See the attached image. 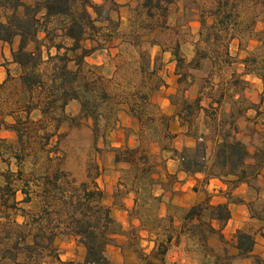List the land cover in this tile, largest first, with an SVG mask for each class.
I'll return each instance as SVG.
<instances>
[{"label":"trees","instance_id":"16d2710c","mask_svg":"<svg viewBox=\"0 0 264 264\" xmlns=\"http://www.w3.org/2000/svg\"><path fill=\"white\" fill-rule=\"evenodd\" d=\"M173 2L143 0L132 12L136 18L141 16L152 20L166 16ZM121 7L117 0H34L30 3L25 0H0V44L10 47L11 63L22 70L24 88L30 93L35 90L42 93V102L28 104L26 113L32 109L39 110L43 117L55 123V134L63 125L77 128L84 120L97 125L103 106L110 101L117 104H110L109 113L114 111V106L128 103L129 115L145 127L144 116L152 105L151 96L165 85L163 78H155L156 70H150L149 52L142 50L139 53L141 81L134 92L111 91V79L98 74V66L87 63L88 58L119 35L120 20L114 14L119 15ZM254 8H259L264 14V0H213L209 8L199 13L202 24L200 40L208 46L225 43L221 52L224 62L230 55V43L237 40L239 49L248 51L241 60L246 71L259 77L264 85V30L256 29L257 13L246 16ZM134 17L129 31L132 40H125L128 39L125 36L121 44L140 48L141 32L152 27ZM40 34H44L43 38H40ZM250 41L257 43L253 50H248ZM152 44L161 46L158 42ZM31 45H34L33 49H30ZM172 51L176 62H181L178 42ZM199 53L202 59H210L207 49ZM42 65H47L49 72L41 71ZM7 74L9 77V70ZM178 77V83L184 86L187 74H178ZM248 84L234 77L228 88L210 105L216 106L215 112L220 110L230 90L240 95ZM3 85L0 84V88ZM176 95L170 98L177 107L176 116L186 128V135L194 139L195 144L182 149L171 147L168 151L180 162L181 171L188 175L203 174L205 182L219 179L231 191L245 185L252 192L249 198L234 196L232 192L228 197L232 202L247 207L250 218L262 224L259 233L264 237V141L252 151L239 138L236 123V119L248 109H257L258 116H264V112L258 109V105L250 103L237 110H225L219 118L215 114L217 125L210 145L207 134L201 133L195 126V114L205 111L201 96L190 99L183 95L181 104H178L174 100ZM244 99L239 96L236 102L246 101ZM72 101L79 103L78 116L67 114L66 107ZM161 116L166 123L165 135L174 137L169 129L170 118L165 114ZM154 120L151 116L147 121ZM7 129L15 131L20 144H23V133L17 121ZM65 135L61 134L62 137ZM0 141L5 140L0 138ZM14 157L17 161L22 159L19 152ZM115 161L128 163V169L133 173L129 193L133 192L135 199L134 206L128 212L136 214L141 229L149 235L154 231L158 233L153 240V250L145 254L146 264H179L168 258L175 237V215L169 210L166 215L160 212L164 194L157 195L153 187L159 185L166 192L165 184L154 176L148 152L139 141L136 147L116 148ZM23 173L21 168L17 172L2 173L5 183L0 185V215L7 220L9 213H16L24 220L22 223L14 222L16 240L11 247L0 248V261H10L11 264H46L47 260L55 264H118L108 257V247L116 241V236H126L128 243L132 239L128 238V230L113 217L111 208L104 203V191L99 187L97 177L88 176V180L78 183L67 171L59 168L52 173L34 176L33 180H25ZM261 179L263 182L259 183ZM15 183H18V188H14ZM32 183H36L37 195L41 200L37 211H28L20 206V202L32 201ZM122 184L123 187L127 185L123 181ZM197 188L195 186L194 190L197 191ZM19 192L24 196L21 201H18ZM152 203L157 205L153 230L145 225V220L139 215L143 206L151 207ZM231 218L229 203L212 204L206 198L183 210L182 232L192 233L202 242H206L211 235H217L223 241V229ZM214 222L218 223V227L214 226ZM59 234L75 237L85 249L84 257L63 261L55 245ZM163 234L164 238H161ZM7 235L5 239L8 240L10 234ZM235 239L237 254H226L228 260H250V264H264V257L256 253V233L238 230Z\"/></svg>","mask_w":264,"mask_h":264},{"label":"rangeland","instance_id":"374dc122","mask_svg":"<svg viewBox=\"0 0 264 264\" xmlns=\"http://www.w3.org/2000/svg\"><path fill=\"white\" fill-rule=\"evenodd\" d=\"M25 1L30 3L34 0ZM142 1L129 0L120 8L119 15L114 14V17L120 20L119 35L105 45L103 49L98 50L93 56L88 58L87 63L92 66H98V74L111 79V91L117 93L134 92V90L139 88L141 81L138 71L140 66L139 53L142 50L149 52L151 57L150 70L155 69L157 72L155 78H163L165 85L151 96L152 105L144 116V128L136 118L129 115L128 103L114 106V111L109 113V106H112L110 104H117L114 101H110L108 105L103 106L102 117L99 118L97 125H94L92 121L84 120L82 125L77 128H70L67 124L63 125L59 132L55 134V123L43 117L39 110L32 109L30 113H26L28 104L32 103L34 105L37 102H42V93L40 90L30 93L24 88L21 82L22 70L18 66L12 65L13 63L8 61L9 59L6 56L5 48L11 58L10 47L0 44V64L10 72V76L7 77L4 85L0 88V138L5 140L4 142L0 141V185L5 183V179L2 176L3 172H17L20 168L24 172L23 178L25 180H33L32 177L34 176L52 173L59 168L67 171L78 183L88 180V176L97 177L99 187V182H103L105 185L113 181L116 182L112 195L107 193L108 196L106 197H112L113 205L119 213L127 212L128 218L123 223L119 221V219L121 220V215L111 210L113 217L128 230V236H130L128 238H131L132 241L128 243L126 236L119 235L116 236V241L110 246L112 253L121 248V253L126 256L128 264H146L145 254L151 253L150 247L152 245L155 246L153 240H155L154 238L158 233L154 231L153 234L149 235L147 231L141 229V224L136 219V214L128 212L134 204L131 208H128L125 200L130 197L133 198V201L135 199V194L133 192L129 193L132 189L133 173L128 169V163H116L115 149L136 147L140 141L144 150L150 156V161L154 168V176L164 182L165 190L169 193L175 183L184 182L177 175H170L166 172L167 167H172L174 164L170 162V159L178 161L168 151V148L174 147L173 139L177 136L171 130L172 122L174 123L176 121L175 117H177V107L172 103L171 96L177 94L174 100L178 104H181L183 95L188 96L190 99L201 96L205 111H198L195 114V126L201 133L207 134L208 144L211 145L210 139L213 137L212 135L217 125L214 121V115L217 114L219 118L228 108L237 110L248 106L250 102L245 96L250 93L254 95L258 90L256 83L249 82L240 95L231 90L227 93L223 109L220 108V110L215 112L214 107L216 106L210 105L212 100L228 88L234 77L240 78L241 75L238 73L242 69L240 63H242V58L248 54L247 50H240L238 47L236 51L229 45L230 55L227 62H224L225 59L222 57L221 52L225 43L208 46L200 40L202 24L199 13L209 8L213 0H174L169 5L166 16L152 20L141 16L136 18L133 14V9ZM249 13L250 16L251 14H258L256 29L263 31L260 30L264 25V14L261 10L259 8L251 9L248 11L247 17ZM133 17L145 22L148 27H152L151 30L148 29L141 32L142 45L140 48L121 44L125 36L128 38L125 40H132L129 31ZM198 22L199 24H197ZM43 36L44 34H40V38H43ZM152 42H158L161 46L153 45ZM177 42L179 43L180 56L182 57V61L179 63L176 62V57L172 51ZM256 44V41H250L248 50H253ZM33 48L34 45H31L30 49ZM206 49L210 59H202L200 53L198 54V52ZM40 70L47 73L50 68L47 65H42ZM178 74H187L184 86L178 83ZM149 81L151 80L149 79ZM237 96H241L242 100L245 98L244 100L246 101L237 103ZM261 97L262 94L257 97V100L261 101ZM165 99H168L171 107L169 110H174V115L163 112L162 108ZM66 111L70 116H78L80 112L79 103L70 102L66 107ZM124 113H127V116ZM246 113L237 118L236 123L241 132V137L239 138L245 141L253 151L264 141V116L257 115L256 119H248ZM161 114H165L170 118L169 129L174 137L165 135L166 123L162 120ZM249 114L253 116L254 113L251 111ZM151 116L155 120L153 122L147 121ZM127 117H130L131 120ZM16 121L23 133V144H20V139L15 131L7 129L9 125ZM61 134L66 135L62 137ZM16 152H19L22 157L19 161L14 157ZM107 180L108 182H106ZM122 181L127 184L126 187H123ZM262 182V179L259 180V183ZM204 183L205 181H202V179L198 180L197 191L202 193L200 195L204 196V199L209 198L211 200V197L203 188ZM15 184L14 188H18V183ZM119 188L121 189L119 190ZM153 188L156 194L161 189L159 185ZM245 189V191H239L233 195L249 198L252 192L247 187ZM30 194L32 201L27 203L20 202V206L28 211H37L41 200L37 195L36 183H32ZM23 198L24 196L19 192L18 201ZM214 201L217 202L218 200L215 199ZM163 203L168 204L167 210L175 217H183L184 208L172 204V200L167 202L164 199ZM163 203L160 210L162 215ZM156 213L157 205L155 203H152L151 207L143 206L141 212H139V215L145 220V225L151 226L152 230ZM7 218L5 220L0 215V248L12 246L17 235L14 222L22 223L24 220L16 213H9ZM258 224L246 222L244 231L256 233V237L259 238V247L256 253L261 255L264 252V243H262L264 242V237L261 234L257 236V233H259ZM28 230L25 229V231ZM7 234H10L8 240L5 239L8 236ZM235 234L232 236V234L227 233V237L224 235L225 240L223 241L220 240L219 236L211 235L206 242H202L198 236L187 233L182 239V243L185 247H189L190 257L199 264H250V260H228L226 258V254L234 255ZM135 235L138 237H135ZM68 237L70 236L59 234L56 239L59 242L57 246L55 241L59 255L65 254L68 249L76 250L74 247L72 249L67 247L70 244V238ZM161 238H164V234ZM61 244L64 247L60 248ZM71 256L73 257L72 260L82 259L79 250H76L75 253L72 252ZM22 257L23 254L20 255V258ZM0 264H11V262L0 261ZM46 264L55 263L47 260Z\"/></svg>","mask_w":264,"mask_h":264},{"label":"crops","instance_id":"0c3cea01","mask_svg":"<svg viewBox=\"0 0 264 264\" xmlns=\"http://www.w3.org/2000/svg\"><path fill=\"white\" fill-rule=\"evenodd\" d=\"M98 1V0H97ZM129 0H117L118 3H120L121 5H124L128 2ZM199 24V22L197 23ZM260 30H264V25L260 28ZM4 46H6V44H4ZM230 47L234 50H238V41L234 40L230 43ZM5 53L7 58L9 59L8 61H12V59L10 58V55L7 54L6 48H5ZM14 66H17L16 64H12ZM240 66L242 67L241 70L238 71L240 78L247 81V82H251V83H256L257 84V88L258 90L256 91V94H248L247 96H245L248 99V102L250 103H254L256 105H258V109L260 111H264V100L260 101L257 100V97L260 96L263 93L264 90V85H263V81L257 77L254 74H250L246 71L245 65L243 63H240ZM8 77L7 74V70L6 68L0 64V84H4L6 79ZM249 90V89H248ZM239 97V96H237ZM237 99V98H236ZM160 104V103H159ZM161 105V104H160ZM260 105V106H259ZM224 107V104L221 108ZM163 112L169 115H174V110H169L171 109L170 107V103L168 101V99H165L164 101V106H163ZM231 108L226 109V111H230ZM251 111H253V116H250L249 113H251ZM246 115L248 117V119H256L258 113H257V109H248L246 111ZM127 116V113H124ZM128 119L131 120L130 117H127ZM174 123L172 122V126H171V130L173 131L174 134H176L177 136L173 139V146L177 149H182L184 146H193L194 145V141L191 137H188L186 135V128L184 126H182L181 120L178 119V117H175ZM239 137H241V132L239 131L238 134ZM170 162H173L174 164L172 165V167H167L166 172H168L170 175H177V177H179V179L184 180V182H177L173 185V187L171 188V191L169 193L165 192L164 190L160 189L157 193V195H162L164 194V199L169 202L170 200H172V204H176L179 205L180 207L184 208V209H188L191 206H193L194 204L202 201L204 199V196H201L200 191H195L194 187L197 186L198 187V180L202 179V181H204V175L203 174H197V175H188L186 173H184L183 171H181L180 169V162L179 161H174L172 159H170ZM108 182V180L106 181ZM100 187L104 192V202L106 203V205H108L111 210L116 213V214H120L121 215V220L119 219V221H122L123 223H125L126 219L128 218L127 216V212L125 213H119L118 210L115 209L113 203V199L112 197H106L108 196L107 193L112 195V191L113 189L116 187V182H111V183H107L106 185L103 182H99ZM204 190L209 194V197H211V203L212 204H220V203H229V207L230 210L232 212V218L231 220L228 222V224L224 227L223 229V234L227 237V233L232 234V236L238 231V230H244V226L245 223H252V224H258V227H261V223L253 220L250 218V214L248 212V209L245 205L242 204H236L234 202H232L229 197L228 194L230 192H232V194H237L239 191H245L246 186L242 185L239 188L235 189L234 191H231L228 189V186L222 182L219 179H211L208 182L204 183ZM240 197H243L240 195ZM217 199L218 201L215 202L214 200ZM127 203V207L131 208L134 204L133 198H128L125 200ZM168 204L163 203V207H162V212L163 215H165L167 213V207ZM182 224H183V220L182 218H178V217H174V227H175V237L172 241V249H170L169 254H168V258L169 260H171L172 262H177L179 264H199L196 262V260L192 259L190 257V252H189V247H185L182 243V239L184 238V236L187 233H183L182 232ZM214 226L218 227V223L214 222ZM231 231V232H229ZM257 236H260L261 233H257ZM215 236V235H214ZM70 238V244L67 247H74V249L79 250L82 258L85 255V249L82 245H80V243L77 241V239L73 236L68 237ZM125 238V237H122ZM257 240V245H256V250L259 247V238L256 237ZM125 241V240H124ZM58 243L56 241V245L58 246ZM236 243V242H235ZM264 243V242H262ZM64 247L63 244H61L60 248ZM185 247V248H184ZM154 248V246L152 245L150 247V250L152 251ZM264 249V247H263ZM76 250H67V252L65 254H60V258L63 261L66 260H72L73 257L72 252L75 253ZM111 253V254H109ZM233 254L236 255L237 254V249L234 247V251ZM107 255L110 258V260H112L115 263L118 264H128L126 261V256L124 255V253H121V248H119L116 252L111 251V246L108 247L107 249ZM262 256H264V252L263 254H261Z\"/></svg>","mask_w":264,"mask_h":264}]
</instances>
